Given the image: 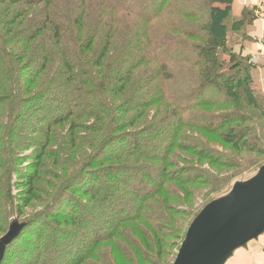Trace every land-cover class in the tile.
I'll use <instances>...</instances> for the list:
<instances>
[{"label":"trees","instance_id":"16d2710c","mask_svg":"<svg viewBox=\"0 0 264 264\" xmlns=\"http://www.w3.org/2000/svg\"><path fill=\"white\" fill-rule=\"evenodd\" d=\"M53 1L0 0L10 14L0 23V90L7 94L0 96V233L15 221L24 225L2 264H173L202 210L241 181L202 166L217 176L243 167L192 141L188 129L215 133L236 155L250 136L264 156L256 117H264V93L245 55L255 42L256 8L238 17L235 0H98L100 12L114 14L101 34L86 30L85 11L60 15ZM38 12L39 25L27 28ZM123 24L127 52L115 44ZM15 30L26 34L10 53L3 46ZM37 48L44 53L31 65ZM246 108L250 116H235ZM247 122L250 129L240 126ZM67 126L69 144L54 149L56 128ZM52 154L71 169L50 166L44 180L53 189H42ZM263 166L257 160L249 179ZM205 187L228 193L195 213ZM33 202L41 209L27 215Z\"/></svg>","mask_w":264,"mask_h":264},{"label":"rangeland","instance_id":"374dc122","mask_svg":"<svg viewBox=\"0 0 264 264\" xmlns=\"http://www.w3.org/2000/svg\"><path fill=\"white\" fill-rule=\"evenodd\" d=\"M75 1H78L77 4H74ZM92 1V2H90ZM53 2H55V9H53L54 11H56L57 14L60 15H66L68 13H71V15H76V13L78 12H86L87 13V17L86 18V30L88 31L89 27L91 28H97V30H95L94 32H97L98 29L100 30L101 34H105V28H106V20L109 19V17H111L113 19V15L111 12L108 11H102L100 12V10L97 7H101L98 0H54ZM113 2H118L120 3V1H113ZM79 4H84V8H80L79 9ZM260 5L261 8L264 9V0H258V6ZM255 7V6H254ZM16 9V8H15ZM6 9H3L2 7H0V11H2V14H0V23L6 19H8V17H10V14H8L7 12H5ZM14 10H10V12H13ZM4 13V14H3ZM256 14H257V21L255 22V25L257 22H261V24L259 22V25L256 29L255 32L250 33V36L255 40L254 43H257L258 40L260 39L261 42H264V18L262 17V14H264L259 8L256 7ZM73 15V16H74ZM69 16V15H68ZM42 14L41 12H38L37 14L34 15V19H29L31 21H28V25L27 28L30 27H37L39 25V22L42 20ZM16 18V17H15ZM70 18V16H69ZM120 19H124L125 18H120ZM98 22V23H97ZM106 24V25H105ZM104 25V27H103ZM109 26V25H108ZM118 26V25H116ZM102 27V28H101ZM119 29L115 30V34L117 35V42L115 44H117V49H120L127 52L128 51V47H129V40L127 39V35H128V27L125 26V24L118 26ZM255 28V26H254ZM51 29V28H50ZM52 30V29H51ZM85 30V31H86ZM16 31V30H15ZM70 34H72V32L70 30H67ZM89 32V31H88ZM1 33V31H0ZM18 33V34H17ZM5 34V33H3ZM26 34V30H23L21 33H19V31H16L14 34H12L11 36H9V43H5V45L3 47L7 48V50L10 53H14L16 52V48L18 47V43L19 41H21V37H24ZM2 38V36H1ZM45 38V42L49 44V40L47 39L48 37H44ZM4 44V42H3ZM248 46V44H246V47ZM240 46H236L235 51L236 52H240ZM243 49H244V45H243ZM242 49V50H243ZM247 49V48H246ZM245 49V55H249L251 57V61H252V68H251V72L253 73V85L255 88H258L260 91H262L264 93V61L259 60L262 54L260 53H253L252 51H246ZM43 49L42 48H37L35 50V52H31L30 55H33L32 60L30 62L31 65H33L37 59L39 53H41ZM18 53V52H17ZM44 51H42L41 54H43ZM167 55L172 56V52H167ZM36 56V57H34ZM194 56V55H193ZM125 57V56H124ZM25 65V64H24ZM1 69V67H0ZM6 92L4 89L1 88L0 90V96H2L3 98L6 96ZM182 100V98H178L177 103H180V101ZM233 108V107H230ZM229 108V109H230ZM227 109V108H225ZM224 110V108H223ZM228 110V109H227ZM216 112H219L220 110L216 109ZM229 112V111H228ZM241 114H247L249 115L248 109H244L242 111L237 110L236 115H240ZM261 115H263L262 113H256V117L258 118L257 122L260 124V130L262 131V134L264 136V117H261ZM250 116V115H249ZM82 122V121H81ZM6 123V120H4L3 124ZM240 126H246V128L251 127V124L249 122L247 123H243ZM57 132L55 137H54V143L52 144V147H54V149H57V146L60 142H62L65 145L69 144V141L71 140L70 138V129L69 127H61V128H56ZM250 129V128H249ZM1 132V131H0ZM79 135H88L87 131H81L78 133ZM3 134H0V137ZM187 136L192 139V141H194L195 143L199 144L200 146L203 145V147H213L216 150H219L221 152H225L226 156L231 157V162H233L234 158H238V160L236 159V161H238V163L240 165H242L243 167H237L231 170H227L226 173H223L221 176H217L216 172H214L212 170V167H208V165H204L202 166L203 170H208L211 174H213V176L219 177L221 180L230 178L232 176H237L239 175L237 178L238 180H241L239 182H245L248 181L247 179H249L252 176V173L254 172V168H256V163L257 160H264V156L261 157L259 156V158L257 157L258 155L255 154L256 152L254 151H258L254 148V146L251 145L254 144L253 143V138H250V136H248L249 141H251V143L247 145V147L245 145H243L245 151L239 155H236L237 153L235 151H232V153L230 152V149H227L226 147H224L222 144V140L219 136H217L215 133H211L210 131H206V132H201L198 131L197 129H188L187 131ZM43 137H41L40 139L42 140ZM77 135L75 137V140H73V142L76 143H80V141H78L77 139ZM200 141L202 143H200ZM33 144L31 145H36L37 142L33 139ZM68 142V143H67ZM29 145V144H28ZM256 145V144H255ZM71 148V146H69L68 149V154H70L71 151H69ZM257 149H259V147L256 146ZM227 151H226V150ZM23 150V148H22ZM230 150V151H229ZM248 150H251L253 153H249ZM34 153V149L29 150V152H27L26 155H31ZM72 153V152H71ZM74 154V153H73ZM76 158H82L83 154L81 155V153H79V157L77 156L78 154H74ZM81 155V156H80ZM56 154H52V155H48L45 159L47 161V165H43V168L46 170L45 173H42V182L44 184H42L41 188H45L46 184L47 185H51L50 182H45V176L48 174L47 171L52 170V168H58L56 170L60 171L63 170L65 171V169L67 168L68 170L71 169V167H65L62 168L61 165L58 160H54V158H56ZM242 162H241V160ZM31 163L27 162L25 164L22 165V167L24 168L25 166H29ZM245 165V166H244ZM253 166V168H250V166ZM52 168H51V167ZM237 165H234L233 167H236ZM213 168H216L215 166H213ZM66 173V172H65ZM46 174V175H45ZM53 177L49 176V179H51ZM18 178L16 175L13 176V182H12V194L14 197H17L19 195V191L16 187ZM51 189H53V185H51ZM228 193L226 190L220 194H216L214 192L211 191V189L209 187H205L202 188V190L200 191V194L197 196L196 201L194 206L192 207L194 210L193 212L197 213L198 211L200 212L206 205L207 202H209L210 200L216 199L221 195H224ZM17 203V202H16ZM41 204L40 202H33V204L27 209V211L25 212L27 215H31L35 212H37L39 209H41V207H38V205ZM25 214V215H26ZM18 217V215H16V217L11 218L12 221H15L16 218ZM1 232V230H0ZM1 235V233H0ZM2 236V235H1ZM0 239L4 236L1 237ZM131 248V246H129ZM227 264H264V235L261 236L258 240L252 241L251 243H249L248 248H241L239 250H237L233 257L227 262Z\"/></svg>","mask_w":264,"mask_h":264},{"label":"water","instance_id":"95a60500","mask_svg":"<svg viewBox=\"0 0 264 264\" xmlns=\"http://www.w3.org/2000/svg\"><path fill=\"white\" fill-rule=\"evenodd\" d=\"M24 225L14 222L0 239V264ZM264 235V166L209 203L190 226L173 264H227L234 253Z\"/></svg>","mask_w":264,"mask_h":264},{"label":"crops","instance_id":"0c3cea01","mask_svg":"<svg viewBox=\"0 0 264 264\" xmlns=\"http://www.w3.org/2000/svg\"><path fill=\"white\" fill-rule=\"evenodd\" d=\"M255 8H259L263 13H264V9L260 7V5L258 6V0H235L234 4H233V13L235 16H240L243 12V10L246 7H254ZM262 17L264 18V14H262ZM260 22V21H259ZM259 22L256 23L255 28L252 32H255ZM261 24V22H260ZM262 27V24H261ZM252 51L253 53H260L262 54L259 60L264 61V42H261V40L259 39L257 43H253L250 47H248L246 49V51Z\"/></svg>","mask_w":264,"mask_h":264}]
</instances>
